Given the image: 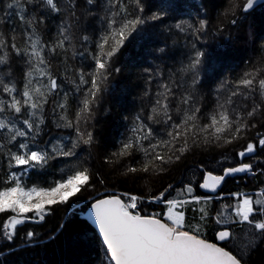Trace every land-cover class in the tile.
<instances>
[{
  "label": "snow or ice",
  "instance_id": "6c2138e0",
  "mask_svg": "<svg viewBox=\"0 0 264 264\" xmlns=\"http://www.w3.org/2000/svg\"><path fill=\"white\" fill-rule=\"evenodd\" d=\"M237 177H264V0H0V264H264Z\"/></svg>",
  "mask_w": 264,
  "mask_h": 264
},
{
  "label": "trees",
  "instance_id": "16d2710c",
  "mask_svg": "<svg viewBox=\"0 0 264 264\" xmlns=\"http://www.w3.org/2000/svg\"><path fill=\"white\" fill-rule=\"evenodd\" d=\"M189 164L192 163V160L189 159L187 161ZM183 170V164H179L173 167V169L169 173L162 174L160 177H154L152 178V181L155 183L156 187L166 186L167 183H176L180 179V173ZM124 178L117 176L110 177V180L116 185L117 190L121 189H127V190H135L144 187L143 181H138L136 185L134 186L131 181H128V183L123 184L119 183V181H122ZM259 181H264V177H259L258 179H252L249 177H243V178H236L235 180H232L228 183V185L225 186V190H240V191H252L254 187L257 185ZM247 185V187H245ZM63 216V212H57L55 215L50 216L46 218L47 222L41 226L38 227V231L41 233H45L55 227L58 226V223L61 221V218Z\"/></svg>",
  "mask_w": 264,
  "mask_h": 264
},
{
  "label": "flooded vegetation",
  "instance_id": "af4514ba",
  "mask_svg": "<svg viewBox=\"0 0 264 264\" xmlns=\"http://www.w3.org/2000/svg\"><path fill=\"white\" fill-rule=\"evenodd\" d=\"M230 181H232V180H230ZM230 181H229V182H230ZM227 185H228V184H227Z\"/></svg>",
  "mask_w": 264,
  "mask_h": 264
},
{
  "label": "water",
  "instance_id": "95a60500",
  "mask_svg": "<svg viewBox=\"0 0 264 264\" xmlns=\"http://www.w3.org/2000/svg\"><path fill=\"white\" fill-rule=\"evenodd\" d=\"M237 178H240V177H237Z\"/></svg>",
  "mask_w": 264,
  "mask_h": 264
}]
</instances>
